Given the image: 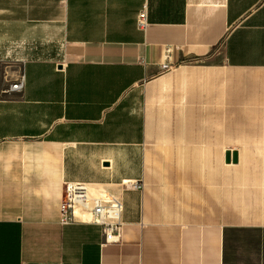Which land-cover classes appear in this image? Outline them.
Wrapping results in <instances>:
<instances>
[{"label": "crops", "instance_id": "0c3cea01", "mask_svg": "<svg viewBox=\"0 0 264 264\" xmlns=\"http://www.w3.org/2000/svg\"><path fill=\"white\" fill-rule=\"evenodd\" d=\"M0 264H264V0H0Z\"/></svg>", "mask_w": 264, "mask_h": 264}, {"label": "built area", "instance_id": "2783aa9c", "mask_svg": "<svg viewBox=\"0 0 264 264\" xmlns=\"http://www.w3.org/2000/svg\"><path fill=\"white\" fill-rule=\"evenodd\" d=\"M149 18L147 8H143L137 17V26L140 30L146 31L149 26ZM14 89H22V81L15 82L11 86ZM131 189L143 190L144 182L137 180L128 183ZM79 183H69L66 185V190L60 204V222L61 224H69L72 221L74 209L77 206L91 210L96 217V220L105 225L106 241H117L119 238L120 229V213L122 204L115 197L103 194L99 198L91 197L86 186ZM107 219H110L107 222Z\"/></svg>", "mask_w": 264, "mask_h": 264}, {"label": "water", "instance_id": "95a60500", "mask_svg": "<svg viewBox=\"0 0 264 264\" xmlns=\"http://www.w3.org/2000/svg\"><path fill=\"white\" fill-rule=\"evenodd\" d=\"M237 160V155H236V153H234V161H236Z\"/></svg>", "mask_w": 264, "mask_h": 264}]
</instances>
